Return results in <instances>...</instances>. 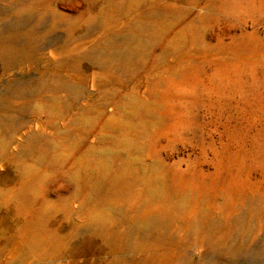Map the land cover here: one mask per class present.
Masks as SVG:
<instances>
[{
  "label": "rangeland",
  "instance_id": "obj_1",
  "mask_svg": "<svg viewBox=\"0 0 264 264\" xmlns=\"http://www.w3.org/2000/svg\"><path fill=\"white\" fill-rule=\"evenodd\" d=\"M16 1L0 0V131L3 137H12V150L21 145L20 138L36 135L37 125L46 119L43 114L27 113L32 106L41 104L45 96L38 94L30 104H25L28 89L54 80L64 90L54 98L68 97L70 87L76 84L74 74L55 72L61 64L77 62V97L71 99L69 109L61 110L57 121L60 141L75 142L77 147L98 146L100 129L79 124L77 119L102 94L116 92L119 96L103 112L110 117L109 121L134 126L150 120L125 119L120 113L123 98L153 102L157 109L154 114L161 115L164 122L149 139L139 140L138 145L142 147L139 156L162 161L174 175V188L193 194L195 199L190 209L200 210L201 215L195 219L206 234L181 233L176 231V224L147 231L145 220H132L126 206H110L111 203L104 212L108 224L98 227L89 220L90 206L81 207V197L71 203L60 235L54 234L49 223L47 234L51 241L48 244L38 247L33 240L24 239L13 255L0 254V264L128 262L142 257L134 246L147 234L153 238L152 242L169 239L176 246L168 244L164 250L150 243L157 248L152 255L155 259L181 255V260L167 264H183L186 260L194 263L204 252L213 249L212 254L218 252L220 257V262L214 264L248 263L254 261L249 256L264 252V0H142L139 13L121 18L119 29L109 34L107 40L100 32L95 33L96 27L102 25L97 18L99 5L91 9L82 0H63L50 5L26 0L31 10L18 15L12 10L21 9L23 2ZM167 3L179 12L173 31L163 30ZM178 8L184 10L180 12ZM56 10L71 18L81 15L80 41L66 43L69 38L66 30L51 27ZM149 13L153 16L145 17ZM93 17L96 20L86 25L88 18ZM18 27L26 28L25 39L39 35L42 43L39 46L46 52L42 60L26 58L32 52L28 47L21 48L24 37ZM7 33L11 44L6 41ZM172 39H178V44ZM134 42L147 48L144 58L145 54L131 53L134 59L124 68H119L112 57L105 67L98 64L97 55L114 52L118 55L129 51ZM77 44L81 47L74 50ZM50 54L58 55L53 59ZM174 76L179 77L170 79ZM22 117H29L31 128H21ZM73 118H76L75 127L69 124ZM107 135L115 140L126 139L124 132L111 129ZM51 186L53 195L67 189L63 182H53ZM92 200L97 202L95 197ZM236 215L240 216L241 226L232 230ZM49 221L54 225V219ZM122 224L132 234L129 241H122L126 244L124 250L122 244L120 248L109 246L107 235L113 226V240L121 242ZM214 233L216 237L211 241L208 236ZM233 247L237 253L232 258Z\"/></svg>",
  "mask_w": 264,
  "mask_h": 264
},
{
  "label": "bare ground",
  "instance_id": "obj_2",
  "mask_svg": "<svg viewBox=\"0 0 264 264\" xmlns=\"http://www.w3.org/2000/svg\"><path fill=\"white\" fill-rule=\"evenodd\" d=\"M32 1L36 4L50 5L63 0H31V2ZM82 1L91 9L95 8L97 5L101 6L100 14L97 15V18L101 19L102 25L101 27H96L95 33L100 32L106 40L109 38V34L117 28L119 29V21L121 18L139 13L138 9L142 3V0ZM21 2H23L21 4V9L12 10V13L19 15L31 10V8L26 5V0H21ZM173 8L174 7L169 3L166 4L165 10L167 15L163 17L164 31L165 29L173 31L174 24L179 19V12H175V8L174 10ZM179 9L180 8H178V10ZM182 10L184 9H180V12H182ZM41 11L43 12V10ZM53 15L54 21L51 27L66 30L69 37L66 43L70 44L80 41L81 15L71 18L70 16H65V14L59 10L54 11ZM150 15L153 16V13H149L145 17ZM95 20L94 17L88 18L86 25H90ZM21 27H18L17 30L25 39V37H27V35H25L26 28L22 29ZM39 30L41 31L42 29L39 27ZM163 30L161 29V32H164ZM159 32L160 31H158V34H160ZM10 33H7L8 35L6 34V41L9 43L11 41ZM12 33L15 34L16 32L13 31ZM31 34L33 35V33ZM38 36L39 35L33 39L31 37L25 40L23 39L21 43V48L25 50V48L28 47L30 50L29 52H32L31 56L25 55L27 59H37L39 61L42 60L43 55H46V52H43L42 47L39 46L41 38ZM1 39L2 37L0 35V41ZM172 40L174 44H178V39ZM54 43L57 44V42ZM63 45L66 44L63 43ZM46 47L47 46H45V48ZM74 47V50H79L81 46L77 44ZM66 48L67 50H71L68 46ZM55 50L58 49L55 48ZM146 50V47L134 42L131 44L129 51L120 52L118 55L116 54L117 52L107 55L101 54L97 55L96 58L98 64L102 65L101 67L108 65V61L112 57L113 59L115 58L114 62L118 64L119 68H124L134 59L131 53L136 52L141 55L145 54L143 56L144 58L146 56ZM58 53H60V49ZM57 55L50 54L49 57L54 59ZM64 65L65 64H61L57 70L54 69L56 70L55 73L60 74L70 71L74 74V81L78 84L79 63L76 62L71 65ZM177 77L179 76H174V78L171 77L170 79L175 80ZM76 84H74V87H70L69 84L71 88L69 95L61 100H57L54 96L63 92V87L54 80L39 84L34 89H28V99L25 104H30L29 102L34 100L32 97L38 94H45V96L42 97L41 95L43 98H41L43 100L41 104H36L34 107L32 106L33 108L28 105L27 107H31V110L25 112L28 114L34 113L35 115L43 114L46 119L43 124L37 125L36 135L33 133L19 139L20 146L16 145L15 149L12 150V137H8L7 135L3 137L0 131V254L6 253L8 255H13L20 248L24 239L33 240L38 247L48 244L51 241V237L47 234L49 223L50 227L54 230V234L60 235L63 229V218L70 212L71 203L81 197L83 199L81 207L90 206L92 214L89 220L98 227H102L108 222V216L104 212L107 210L108 204L111 203L109 204L110 206L113 204L126 206L130 211L129 217L132 220H145L144 228L147 231L152 230L154 227H165V225L176 224V231L181 233H190L194 236L198 233L206 234L205 231H201L202 229L199 226L198 219H195V217L199 216L200 210L191 211L190 209V204L192 200L195 199L193 194L189 190H177L174 188V175L171 174L169 169H167L168 167L162 161L153 159L151 156H148L147 159L139 156L142 154V147L138 145L139 140L149 139L152 136V132L160 128L164 122L161 115L154 114V111H157V109L153 102L149 103L143 101L141 98L135 97L123 98L124 105L120 113L125 119L136 120L138 118H144L150 120L146 124L134 126L126 122H110V117H107L103 112L108 105L114 102L119 96L116 92L102 94L99 101L94 100L93 104L86 106L83 114L77 119L79 124H87L91 127L100 129L101 134L97 138L98 146L87 148L83 146L77 147L75 146V142L70 144L60 141V130L57 121L62 115L61 110L63 108L69 109L71 99L75 100L77 97L78 85ZM46 94H50L51 97H46ZM21 120V128H24V126L31 128L32 121L29 117H22ZM6 122H8V120ZM1 123L2 119L0 120V124ZM69 124L75 127L76 118L71 119V123ZM0 127H2V125H0ZM42 129L44 132L41 131ZM110 129L115 130V132H124L126 139L115 140L111 138L107 135V130ZM107 144H111V146ZM53 182L57 184L63 182L66 184L67 189L64 192H55L53 195L51 190ZM94 197L97 199L96 203L92 200ZM236 216L231 226L232 230H236L241 226L240 216ZM51 219L55 220L54 225L49 221ZM124 225L122 224L120 226V229H123L122 231L124 232L122 235L123 238L119 243H117L115 239L113 240L115 235L113 226L107 231L110 240L108 242L109 246L120 248L123 240H125V242L130 240L132 234L125 227L126 225ZM214 237H216V233L208 236L211 241ZM90 241L91 240H89V242ZM152 241L153 238H151L150 234L143 236L134 246L135 250L139 252L142 257L132 260L129 259L130 261L128 262L118 260L115 264H167L177 259L181 260V255L179 254H174L166 259H155L152 255L157 249L156 247L165 250L168 244L172 247L175 245H172L169 239ZM150 243H156L159 246L157 245L154 247V245L152 244L151 246ZM179 244L181 243L177 245ZM125 245L126 244H122V250L126 249ZM234 248L235 247L231 248L230 252L232 258L237 253V249ZM214 250L215 249L204 252L194 263L186 260L183 264H203L205 262H208L207 264L218 263L220 262V257L218 256V252L212 254ZM250 257L254 258V261H248V263L242 262V264L264 263V252L251 255L248 258ZM236 264L239 263L237 262Z\"/></svg>",
  "mask_w": 264,
  "mask_h": 264
}]
</instances>
